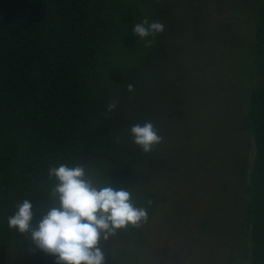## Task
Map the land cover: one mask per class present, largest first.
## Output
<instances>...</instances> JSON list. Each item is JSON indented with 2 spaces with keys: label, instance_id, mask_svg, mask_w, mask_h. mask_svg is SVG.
Segmentation results:
<instances>
[{
  "label": "trees",
  "instance_id": "16d2710c",
  "mask_svg": "<svg viewBox=\"0 0 264 264\" xmlns=\"http://www.w3.org/2000/svg\"><path fill=\"white\" fill-rule=\"evenodd\" d=\"M187 2L192 0H0V243L13 245L9 264H54V257L32 254L30 237L10 229L7 220L27 199L38 223L56 183L48 170L61 163L80 164L101 183L130 190L136 206L147 208L148 222L154 215L159 202L145 185L175 169L167 136L143 153L129 130L145 121L158 129L159 120H170L157 103L148 104L169 90L165 74L150 70L149 60L167 58L164 37L176 32L175 12ZM234 3L243 12V0ZM245 6L248 17L254 15L251 60L260 85L245 110L255 153L241 183V218L234 215L231 225L233 235L243 231L249 244L242 247L248 264H264V0ZM145 18L165 25L147 38L151 47L132 34ZM110 101L116 107L107 113ZM145 226L117 230L102 241L106 264L122 258L113 251L116 244L144 241Z\"/></svg>",
  "mask_w": 264,
  "mask_h": 264
},
{
  "label": "rangeland",
  "instance_id": "374dc122",
  "mask_svg": "<svg viewBox=\"0 0 264 264\" xmlns=\"http://www.w3.org/2000/svg\"><path fill=\"white\" fill-rule=\"evenodd\" d=\"M234 1L178 4L176 32L164 37L167 58L149 60L169 88L147 100L170 119L158 121V132L175 169L147 181L159 204L143 227L145 240L116 244L122 258L113 264H248L242 247L249 244L243 231L233 235L231 222L234 215L240 221L241 183L252 168L245 110L260 81L251 60L254 15L245 11L249 0L243 12ZM12 254L10 240L0 243V264Z\"/></svg>",
  "mask_w": 264,
  "mask_h": 264
},
{
  "label": "clouds",
  "instance_id": "9594fccd",
  "mask_svg": "<svg viewBox=\"0 0 264 264\" xmlns=\"http://www.w3.org/2000/svg\"><path fill=\"white\" fill-rule=\"evenodd\" d=\"M164 28L162 22L145 18L134 24L132 34L151 47L153 40L147 38H154ZM126 88L132 92L134 84L128 83ZM115 107L116 102L110 101L106 112L111 113ZM129 135L143 153L153 151L163 140L151 121L134 124ZM48 178H54L56 183L50 189L51 203L46 210H40L46 214L38 223H33L35 210L27 199L16 205L7 223L10 229L30 237L32 254L38 250L54 257V264H106L102 241L117 230L139 228L148 222L147 208L136 206L130 190L101 183L80 164L50 167Z\"/></svg>",
  "mask_w": 264,
  "mask_h": 264
}]
</instances>
